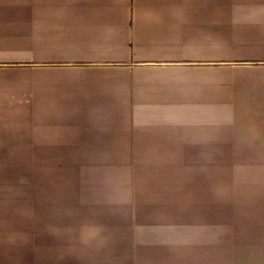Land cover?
Wrapping results in <instances>:
<instances>
[{
    "label": "crops",
    "instance_id": "1",
    "mask_svg": "<svg viewBox=\"0 0 264 264\" xmlns=\"http://www.w3.org/2000/svg\"><path fill=\"white\" fill-rule=\"evenodd\" d=\"M0 198V264H264V0H0Z\"/></svg>",
    "mask_w": 264,
    "mask_h": 264
},
{
    "label": "rangeland",
    "instance_id": "2",
    "mask_svg": "<svg viewBox=\"0 0 264 264\" xmlns=\"http://www.w3.org/2000/svg\"><path fill=\"white\" fill-rule=\"evenodd\" d=\"M21 63H23V62H21ZM214 146H215V151H214L215 159H225L226 158V159L230 160L229 154L225 155V156H219L218 155V154H220L221 151L228 152V151H226V148H222V145L218 146L217 142H214ZM3 159H4V162H5V165H6L5 166L6 167L5 168L6 171L9 168V167H7V165L12 167V166L15 165V163H18L17 165H18L19 169H22L25 172H30V157L29 156H26V155H23V156H7V157H4ZM10 174H11L10 176L13 175L12 172H10ZM30 190H31L30 189V184H23V197H24V200L30 198ZM1 198H5V197L1 195ZM11 211H13V208L11 209ZM27 216L29 217V212H28ZM8 222L10 223L11 221L9 220ZM215 228H216V243H222V242H228L229 241L230 246H234V247L237 248V246H235V242L236 241H235V237H234L235 236L234 235V226H233L232 223H230L228 225L226 223H225V225L223 223H221V224L216 223L215 224ZM28 233H30V232L28 231ZM228 236L230 238H228ZM24 243H25V241H24ZM28 247L29 246H27L25 248V245L23 246V254H22L23 262H22V264H29L30 253H29V249H27Z\"/></svg>",
    "mask_w": 264,
    "mask_h": 264
},
{
    "label": "bare ground",
    "instance_id": "3",
    "mask_svg": "<svg viewBox=\"0 0 264 264\" xmlns=\"http://www.w3.org/2000/svg\"><path fill=\"white\" fill-rule=\"evenodd\" d=\"M233 60V59H232ZM227 63V62H226ZM218 64V63H217ZM221 64V63H220ZM232 97V96H231ZM234 98H232V101L231 100H224V99H221L220 98V100H218V101H216V105H215V111H216V113L218 114V112L220 113V112H225L226 111V103H228L229 102V105H230V103L231 102H234V100H233ZM237 101V104L235 105V106H231L232 108H233V110H235V109H238L241 105H240V103L238 102V100H236ZM229 106V107H230ZM235 108V109H234ZM200 146L199 147H196L197 149H202V148H204L205 150L206 149H210V148H213L214 147V142H210V141H206V143H203V144H199ZM217 145L219 146V145H222V148H226V151H228V147H227V145L226 144H224V143H221V142H217ZM219 156H225V155H228V152H225V151H221L220 152V154H218ZM214 157H215V154H214ZM28 177H29V174H28Z\"/></svg>",
    "mask_w": 264,
    "mask_h": 264
}]
</instances>
